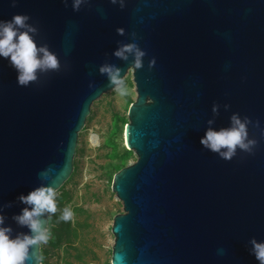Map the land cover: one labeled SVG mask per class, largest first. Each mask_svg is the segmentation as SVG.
Masks as SVG:
<instances>
[{
    "label": "water",
    "instance_id": "1",
    "mask_svg": "<svg viewBox=\"0 0 264 264\" xmlns=\"http://www.w3.org/2000/svg\"><path fill=\"white\" fill-rule=\"evenodd\" d=\"M17 12L61 67L21 86L0 57V214L11 235L30 234L14 219L28 206L21 193L58 191L70 177L91 105L112 89L98 71L109 63L131 71L136 92L125 126L136 159L111 185L123 205L111 264H259L250 239L264 240V0H88L78 11L71 0H0V19ZM131 40L146 52L142 68L113 54ZM233 113L250 118L257 144L223 159L200 137ZM30 251L26 264H40L41 244Z\"/></svg>",
    "mask_w": 264,
    "mask_h": 264
},
{
    "label": "clouds",
    "instance_id": "2",
    "mask_svg": "<svg viewBox=\"0 0 264 264\" xmlns=\"http://www.w3.org/2000/svg\"><path fill=\"white\" fill-rule=\"evenodd\" d=\"M16 0H12L15 4ZM67 5L68 0H64ZM88 0H71V7L78 11ZM112 4H118L121 8L125 0H111ZM30 17L27 13H13L10 19H0V57L6 58L16 70V80L21 86H28L39 79V73L57 71L60 69V59L55 52L49 50L45 45H38L33 33L36 27L29 23ZM117 33L123 35L124 28L118 27ZM134 35V33H133ZM113 54L127 61L132 57V66L135 69L144 65L143 57L146 55L144 49L139 47L135 40L120 44L114 49ZM155 64V57L148 61L151 68ZM98 71L107 76L108 84L121 97L129 93L126 79L122 76V69L114 64L103 63L98 66ZM217 106L213 105V111ZM231 125L226 128H207L200 143L212 152L217 153L223 159H231L237 154V149L251 153L257 140L249 136L248 124L250 118L233 113L230 117ZM212 123L211 120L208 121ZM45 170L41 171V175ZM57 189L51 184H41L26 194L21 193L19 199L25 205L19 214L14 216L17 223L26 225L30 234L25 233L13 237L10 226L4 224L5 217L0 214V264H26L32 254V246L47 243L50 238L48 221L57 213ZM48 214L45 216V214ZM73 218V211L65 207L59 219L69 221ZM250 251L259 262L264 264V240L250 239Z\"/></svg>",
    "mask_w": 264,
    "mask_h": 264
},
{
    "label": "rangeland",
    "instance_id": "3",
    "mask_svg": "<svg viewBox=\"0 0 264 264\" xmlns=\"http://www.w3.org/2000/svg\"><path fill=\"white\" fill-rule=\"evenodd\" d=\"M124 77L127 96L121 97L111 89L92 103L79 132L73 171L63 184L68 194L60 210L72 209L71 225L76 235L41 258L40 264H63L66 258L80 264H111V226L114 216L123 211L122 202L111 188L112 180L118 170L136 159L125 140L128 109L136 97L135 85L131 71ZM125 149L131 151L127 156ZM44 246L46 243L41 244V248Z\"/></svg>",
    "mask_w": 264,
    "mask_h": 264
},
{
    "label": "trees",
    "instance_id": "4",
    "mask_svg": "<svg viewBox=\"0 0 264 264\" xmlns=\"http://www.w3.org/2000/svg\"><path fill=\"white\" fill-rule=\"evenodd\" d=\"M124 152H125L124 156H127L131 151L128 149H125ZM67 194L68 192L64 190V187L62 185L60 192L57 195L58 211L57 213L53 214L50 217L49 223H48V227L50 229L51 235H50L48 242L46 243V246L41 248L42 249L41 258L43 259H45L49 255L51 250H54L55 248H58L59 246H61L63 241L68 242L71 240L70 236L76 235V230L75 228L72 227L71 220L63 221L59 219V216L61 214L60 204L65 199ZM76 210H79V208H76ZM76 258L80 259L81 255L77 254ZM63 264H80V263L66 258Z\"/></svg>",
    "mask_w": 264,
    "mask_h": 264
}]
</instances>
